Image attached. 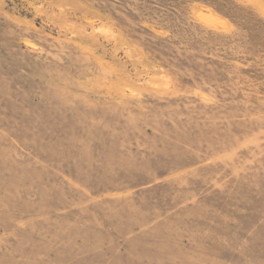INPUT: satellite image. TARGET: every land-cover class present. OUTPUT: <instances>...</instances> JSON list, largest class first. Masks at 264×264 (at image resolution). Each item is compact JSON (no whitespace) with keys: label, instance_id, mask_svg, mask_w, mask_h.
Segmentation results:
<instances>
[{"label":"rangeland","instance_id":"obj_1","mask_svg":"<svg viewBox=\"0 0 264 264\" xmlns=\"http://www.w3.org/2000/svg\"><path fill=\"white\" fill-rule=\"evenodd\" d=\"M0 264H264V0H0Z\"/></svg>","mask_w":264,"mask_h":264}]
</instances>
